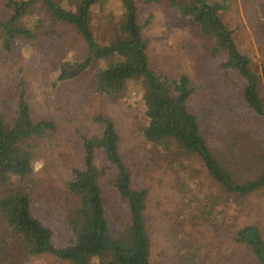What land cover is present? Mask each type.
Instances as JSON below:
<instances>
[{"label":"rangeland","instance_id":"374dc122","mask_svg":"<svg viewBox=\"0 0 264 264\" xmlns=\"http://www.w3.org/2000/svg\"><path fill=\"white\" fill-rule=\"evenodd\" d=\"M210 1L224 5L221 17L233 31L236 46L256 70L264 60V0ZM7 2L0 0V22L10 16ZM121 11L120 0H106L103 10L98 6L92 10L89 24L99 43L109 39V31L121 19ZM36 15L44 17L40 9ZM29 22L23 18L13 25ZM138 22L144 26L148 39L151 68L172 78L181 74L189 78L193 92L188 107L197 116L211 149L217 151L226 138L238 140L241 155H245V149L257 148L255 140L263 135L262 119L250 112L241 98L244 80L234 70L221 66L222 57L212 52L210 39L201 34L195 20L182 15L172 0H160L153 5L140 4ZM46 26H50L48 21ZM50 29L49 33L40 31L33 40L13 39L9 48L4 46L0 32V113L6 119L12 117L13 103L22 87L33 121L52 124L51 129L31 140V196L34 213L53 229L56 240L66 244L70 237L68 221L78 201L66 183L73 168L82 166V138L101 134L104 125L96 119L101 116L116 126L120 154L130 168L132 187L146 190L150 264H179V251L187 242L198 243L220 264H258L246 247L237 245L231 233L219 234L206 223L178 221L194 209V201L190 209L186 203L190 198L202 201L218 190L205 166L172 142L156 144L144 137L147 119L137 82L129 83L123 94H104L95 89L97 63L77 78L59 80L60 61L83 57L87 48L73 26L64 24ZM185 165L189 173L190 168L200 173L183 184L180 178L184 170L180 166ZM244 168L240 167L242 175H249ZM250 199L251 215L242 213L235 225L240 227L259 219L264 228V188ZM102 200L114 232L121 220L127 221V204L117 191L105 185ZM248 204L245 202L244 207ZM181 211L184 213L179 216ZM0 260L5 264H69L47 253L27 254L1 218ZM91 264L98 261L93 259Z\"/></svg>","mask_w":264,"mask_h":264},{"label":"trees","instance_id":"16d2710c","mask_svg":"<svg viewBox=\"0 0 264 264\" xmlns=\"http://www.w3.org/2000/svg\"><path fill=\"white\" fill-rule=\"evenodd\" d=\"M105 1L8 0L10 16L0 22L3 44L9 48L13 39L33 40L40 31L49 33L50 28L58 25L76 28L87 52L83 57L61 60L58 79L77 78L97 63L95 89L104 94H123L129 83L137 82L147 119L144 137L156 144L172 142L184 154L197 158L218 187L216 193L202 201L190 198L186 203L190 209L194 201V209L178 221L206 223L219 234L231 233L237 245L246 247L258 264H264L261 221L254 219L240 227L235 225L242 213L251 215L250 197L264 188V60L256 70L251 68L250 58L238 49L233 31L221 17L224 9L221 2L172 0L173 6L182 15L192 17L201 34L210 39L212 52L222 57L221 66L243 78L241 98L249 111L262 119L263 135L255 140L257 148L245 149V155H241L238 140L226 138L213 151L197 116L188 107L193 89L187 75L172 78L151 68L148 39L144 26L138 22V8L140 4L153 5L160 0H120L121 19L109 31V39L99 43L89 20L96 6L104 9ZM38 9L43 18L35 16ZM23 18H28V25H13ZM13 107L10 119L0 113V218L25 252L33 256L51 254L69 264H91L93 259L98 264H150L146 190L131 185V171L120 154V137L114 122L97 116L104 125L101 134L82 138V166L73 168L66 183L78 203L69 217L68 242L61 244L53 229L34 213L31 196L34 182L31 140L51 129L52 124L33 121L22 87ZM241 166L249 170V175H242ZM180 167L184 170L180 178L183 184L200 173L195 168H190L189 173L187 165ZM104 185L117 191L127 204V221L121 220L114 232L102 200ZM179 253V264H220L215 255L204 253L198 243L187 242ZM0 264L5 263L0 260Z\"/></svg>","mask_w":264,"mask_h":264}]
</instances>
